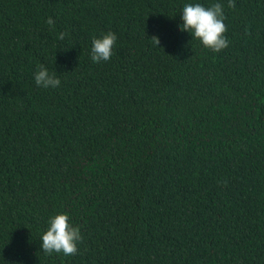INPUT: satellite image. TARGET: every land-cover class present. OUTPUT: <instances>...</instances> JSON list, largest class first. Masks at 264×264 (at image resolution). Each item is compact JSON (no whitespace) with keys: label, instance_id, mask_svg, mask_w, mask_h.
Wrapping results in <instances>:
<instances>
[{"label":"trees","instance_id":"obj_1","mask_svg":"<svg viewBox=\"0 0 264 264\" xmlns=\"http://www.w3.org/2000/svg\"><path fill=\"white\" fill-rule=\"evenodd\" d=\"M185 2L0 0V264H264V0H199L218 52L178 29ZM58 211L73 255L39 247Z\"/></svg>","mask_w":264,"mask_h":264},{"label":"clouds","instance_id":"obj_2","mask_svg":"<svg viewBox=\"0 0 264 264\" xmlns=\"http://www.w3.org/2000/svg\"><path fill=\"white\" fill-rule=\"evenodd\" d=\"M224 19L223 6L220 2L205 6L199 0H187L180 11L178 29L190 34L191 39L198 40L203 47L218 52L228 46V39L224 35L226 31ZM46 23L53 26V19L48 17ZM63 35L60 33V38H63ZM116 39V34L112 31L92 37L91 61L98 63L109 60ZM155 42L157 44L156 39ZM33 81L35 85L45 89L57 88L61 83L58 76L49 72L43 65H39L33 72ZM81 239L79 226L70 220L67 212L58 211L49 215L46 228L39 236V247L45 254L62 253L69 256L77 252V244Z\"/></svg>","mask_w":264,"mask_h":264}]
</instances>
